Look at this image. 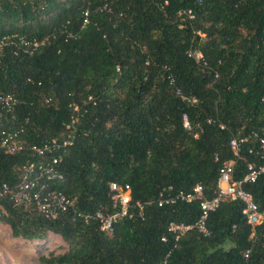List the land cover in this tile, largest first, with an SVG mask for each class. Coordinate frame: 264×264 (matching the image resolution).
<instances>
[{
  "label": "trees",
  "instance_id": "trees-1",
  "mask_svg": "<svg viewBox=\"0 0 264 264\" xmlns=\"http://www.w3.org/2000/svg\"><path fill=\"white\" fill-rule=\"evenodd\" d=\"M187 10L192 19L179 15ZM2 40L0 94L18 103L0 129L20 130L24 148L0 152V186L12 189L22 165L39 160L30 146L70 133L72 143L54 153L65 176L55 186L77 198L79 211H110L112 182L128 184L133 203L155 200L166 186L200 184L212 196L232 158L230 140L264 138V0H0ZM191 48L208 66L187 57ZM252 146L251 139L241 145L235 179L253 161ZM244 188L264 209V175ZM242 207L223 200L208 217L207 236L192 230L178 241L168 224L194 223L197 204L154 203L141 217L133 209L106 232L73 212L49 219L7 197L0 221L14 238L62 239L66 251L41 264H155L167 255L166 264H264V222L251 240Z\"/></svg>",
  "mask_w": 264,
  "mask_h": 264
},
{
  "label": "built area",
  "instance_id": "built-area-1",
  "mask_svg": "<svg viewBox=\"0 0 264 264\" xmlns=\"http://www.w3.org/2000/svg\"><path fill=\"white\" fill-rule=\"evenodd\" d=\"M87 15V13H85ZM179 15H186L192 19L193 15L190 10L179 12ZM86 23L87 20L85 19ZM4 44V40L0 41V49ZM37 42L32 43V47L36 48ZM187 57L193 59L196 63L208 66L204 60L200 50L188 49ZM118 70V68H117ZM171 82L173 81L169 76ZM181 101L189 105H197L198 101L192 96L181 93L179 89L175 91ZM264 102V92L262 96ZM15 96L7 93L0 94V121L7 115H13L17 106ZM75 122L72 119L70 123L65 125L67 131L71 130V125ZM208 122H211L209 119ZM182 125L186 130H190L191 126L186 114L182 116ZM223 129L224 125L220 124ZM67 137L59 141L57 138L51 139L42 145H32L30 150L33 154L40 157L37 161H30L21 167V179L11 189L7 184L0 186V201L9 198L15 206L34 207L40 214L49 219H56L60 214L73 212L77 217L81 218L85 223L89 221H97L102 231L111 232L114 225L121 219L132 216V210L135 209L138 216L143 215L145 206L156 203L157 206L174 205L176 203L197 204L200 210L198 219L191 224L171 222L167 226V232L174 241H178L187 232L195 230L203 236L209 234L207 228V220L209 215L214 212L223 200L239 201L243 207L241 213L246 223L251 227L249 238L255 237V228L264 222V209H259L258 205L253 201L252 195L245 190L244 186L254 183L258 177L264 175V138L260 137L257 132H252L249 136L233 137L229 142V148L232 158L222 164L219 169V176L216 181L214 194L206 196L202 185L196 184L191 189L175 190L172 186H166L161 189L155 200H150L141 204L132 202L131 189L128 184L119 185L114 182L109 184L111 193V210L102 211L95 210L92 212H82L76 207L77 198L69 196L58 188L65 180L64 173L59 168L60 159L55 156V152L60 147H66L72 143V136L66 134ZM248 139L254 142V146L248 148V153L252 154L254 159L249 162L246 167V173L243 179L234 178L235 162L240 157L241 145ZM24 144L21 139L20 130L0 129V152L4 154H14L23 150ZM55 184H58L55 186ZM166 241V237L161 238ZM251 254V248L243 252V258L248 261ZM167 256L160 262L155 264H166Z\"/></svg>",
  "mask_w": 264,
  "mask_h": 264
},
{
  "label": "rangeland",
  "instance_id": "rangeland-1",
  "mask_svg": "<svg viewBox=\"0 0 264 264\" xmlns=\"http://www.w3.org/2000/svg\"><path fill=\"white\" fill-rule=\"evenodd\" d=\"M66 249L62 239L52 233L41 243L14 238L10 227L0 221V264H41L40 257L61 254Z\"/></svg>",
  "mask_w": 264,
  "mask_h": 264
}]
</instances>
